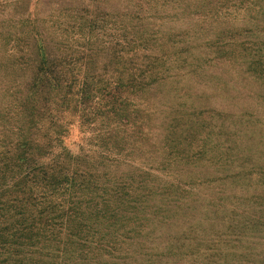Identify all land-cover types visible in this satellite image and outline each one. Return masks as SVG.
<instances>
[{"label": "trees", "instance_id": "trees-1", "mask_svg": "<svg viewBox=\"0 0 264 264\" xmlns=\"http://www.w3.org/2000/svg\"><path fill=\"white\" fill-rule=\"evenodd\" d=\"M0 6V264H264V0Z\"/></svg>", "mask_w": 264, "mask_h": 264}, {"label": "rangeland", "instance_id": "rangeland-1", "mask_svg": "<svg viewBox=\"0 0 264 264\" xmlns=\"http://www.w3.org/2000/svg\"><path fill=\"white\" fill-rule=\"evenodd\" d=\"M2 2H4V0H0V3H2ZM2 10H3V7L1 8V6H0V22L3 19L5 20L6 17H11V16H14L15 15V5H12V7L10 6V7L7 8L6 12H8L9 15L6 16V17H3L2 16ZM231 110L232 111H235L236 110V112H237V109L236 108H232Z\"/></svg>", "mask_w": 264, "mask_h": 264}]
</instances>
